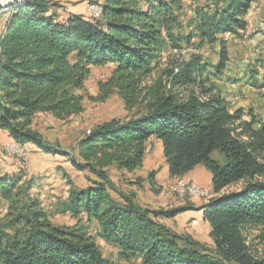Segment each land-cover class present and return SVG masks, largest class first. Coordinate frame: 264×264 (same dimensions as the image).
<instances>
[{
  "label": "trees",
  "instance_id": "obj_1",
  "mask_svg": "<svg viewBox=\"0 0 264 264\" xmlns=\"http://www.w3.org/2000/svg\"><path fill=\"white\" fill-rule=\"evenodd\" d=\"M255 2L218 5L198 27L203 40L245 29ZM175 6L178 0H104L100 21L81 15L62 19L61 6L51 0L0 7V130L21 147L66 155L44 142L33 128L35 119L47 114L67 121L82 114L91 69L114 66L91 100L105 103L117 94L127 110L145 111L97 126L78 143L73 166L99 180L85 190L72 189L64 211L96 223L122 257L140 264H264L260 238L253 236L264 229V127L243 121L244 113L233 112L221 97L191 89L199 61L180 68L169 89L162 80L151 84L164 54L182 50ZM151 139L161 142L171 178H184L200 165L211 172L213 196L201 211L212 252L155 220L175 218L185 209L152 212L134 194H123L121 201L112 197L109 169L123 174L142 169ZM215 151L225 164L211 158ZM154 177L150 174L151 188ZM34 185V179L0 175V264H112L84 227L52 224L31 194Z\"/></svg>",
  "mask_w": 264,
  "mask_h": 264
},
{
  "label": "rangeland",
  "instance_id": "obj_2",
  "mask_svg": "<svg viewBox=\"0 0 264 264\" xmlns=\"http://www.w3.org/2000/svg\"><path fill=\"white\" fill-rule=\"evenodd\" d=\"M51 1L61 6L62 19L70 15H81L90 20H101L93 18L89 13V5H103L104 0ZM227 1L178 0L175 12L179 17L180 27L176 34L182 38V50L164 54L161 68L153 75L151 84L162 80L169 89L172 76L180 68L199 61L201 71L197 75L196 85L191 89L206 90L211 95L221 97L233 112L241 110L244 113L243 121L254 122L255 128L264 127V0H257L250 6L245 19L246 27L238 34H221L215 40H203L198 28L202 20L213 16L216 7H223ZM113 73L112 65L91 69L86 91L83 93L85 99L82 114L67 121H59L47 114H40L35 119L33 128L44 142L62 150L66 155L47 153L31 144L22 147L26 149V155L21 157L9 150L11 144H17L8 133L0 130V175L34 179L31 194L39 200L52 224L65 230L84 227L95 238L103 256L112 264H140L139 259L126 260L122 257L116 245L101 237L96 223L88 224L84 216L75 217L64 211L72 189L85 190L91 186V182L99 180L90 171H80L73 166L72 160H77L78 143L97 126L114 120L126 121L145 111L144 107L127 110L117 94L112 95L105 103L91 100L98 95L99 83L108 81ZM181 91L186 96L187 91ZM211 158L222 165L226 163L220 151H215ZM196 168L195 179L190 176L184 179L197 184L208 195L202 198L179 197L172 190L177 179L170 177L162 144L157 139H151L146 146L142 169L134 174L119 173L114 167L109 169V190L118 201H121L123 194H134L136 202L152 212L185 209L175 218L161 217L155 220L175 235L183 239L190 238L212 252L213 241L201 211L202 206L213 196L212 174L202 165ZM152 173L155 174L156 183L151 188L149 178ZM253 236L260 238L256 242L264 250V229L254 232Z\"/></svg>",
  "mask_w": 264,
  "mask_h": 264
},
{
  "label": "bare ground",
  "instance_id": "obj_3",
  "mask_svg": "<svg viewBox=\"0 0 264 264\" xmlns=\"http://www.w3.org/2000/svg\"><path fill=\"white\" fill-rule=\"evenodd\" d=\"M102 7L103 5L99 3L89 5V13L92 14L94 19L98 20L102 18ZM172 190L181 198H202L208 195V193L204 189L200 188L197 184H194L190 180L184 178L175 180Z\"/></svg>",
  "mask_w": 264,
  "mask_h": 264
},
{
  "label": "built area",
  "instance_id": "obj_4",
  "mask_svg": "<svg viewBox=\"0 0 264 264\" xmlns=\"http://www.w3.org/2000/svg\"><path fill=\"white\" fill-rule=\"evenodd\" d=\"M9 150L15 154H18L21 157H24V155H26V149H22L21 146L15 145V144H11L9 146ZM195 190V189H192ZM198 191V190H197Z\"/></svg>",
  "mask_w": 264,
  "mask_h": 264
},
{
  "label": "water",
  "instance_id": "obj_5",
  "mask_svg": "<svg viewBox=\"0 0 264 264\" xmlns=\"http://www.w3.org/2000/svg\"><path fill=\"white\" fill-rule=\"evenodd\" d=\"M18 0H8V1H0V7H10L13 3L17 2Z\"/></svg>",
  "mask_w": 264,
  "mask_h": 264
},
{
  "label": "crops",
  "instance_id": "obj_6",
  "mask_svg": "<svg viewBox=\"0 0 264 264\" xmlns=\"http://www.w3.org/2000/svg\"><path fill=\"white\" fill-rule=\"evenodd\" d=\"M198 168V167H197ZM196 168V169H197ZM196 170H193L191 173H189L187 176H190V178H196V172H195ZM186 177V176H185ZM202 217H203V213H202ZM205 222V224L207 225V227H208V229H209V232H210V226H209V224L206 222V221H204Z\"/></svg>",
  "mask_w": 264,
  "mask_h": 264
}]
</instances>
